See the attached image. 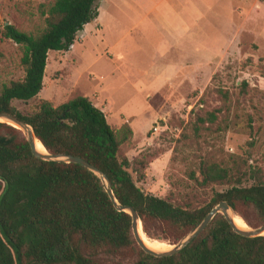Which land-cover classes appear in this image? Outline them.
I'll use <instances>...</instances> for the list:
<instances>
[{"label":"rangeland","instance_id":"obj_1","mask_svg":"<svg viewBox=\"0 0 264 264\" xmlns=\"http://www.w3.org/2000/svg\"><path fill=\"white\" fill-rule=\"evenodd\" d=\"M53 1L0 0V85L25 75L5 25L41 29L40 7ZM102 3L107 32L95 20L77 33L76 49L50 52L44 89L14 100L17 109L29 114L42 99L58 106L88 96L114 129L132 128L120 157L144 163L138 186L183 207L251 185L255 170L264 177V0H177V14L164 5L151 11L148 0H100L99 9ZM179 16L191 41L172 20ZM220 89L229 92L227 105ZM217 109V122L197 130L198 117ZM203 163L227 168L229 178L204 185Z\"/></svg>","mask_w":264,"mask_h":264},{"label":"trees","instance_id":"obj_2","mask_svg":"<svg viewBox=\"0 0 264 264\" xmlns=\"http://www.w3.org/2000/svg\"><path fill=\"white\" fill-rule=\"evenodd\" d=\"M99 2L43 4L45 26L36 31L5 25L3 37L21 47L25 75L0 85V112L32 125L50 153L80 156L102 170L118 202L138 211L152 242L178 243L222 201L251 227L263 225L264 177L258 170L249 186L234 185L215 192L204 205L183 207L138 186L145 179L144 163L120 157L132 128L125 124L114 129L88 96L58 106L42 99L29 114L13 104L41 93L50 52L74 45L77 33L99 17ZM219 92L227 105L229 92ZM221 111L199 116L197 130L217 122ZM201 175L202 183L209 185L227 180L229 170L218 163H203ZM0 264H264V236L240 235L218 213L181 252L149 254L135 239L131 214L116 208L96 173L77 163L39 159L22 130L0 122Z\"/></svg>","mask_w":264,"mask_h":264},{"label":"water","instance_id":"obj_3","mask_svg":"<svg viewBox=\"0 0 264 264\" xmlns=\"http://www.w3.org/2000/svg\"><path fill=\"white\" fill-rule=\"evenodd\" d=\"M0 122L10 124L22 130L31 146L33 154L39 159H42L45 161H53V162L77 163V164L84 165L89 170L96 173V175H98L100 179L103 181L106 191L110 195L111 199L114 201L116 208L119 211H126L129 214H131L132 229H133V234L135 236V239L138 242V244L141 246V248L149 254L162 257V256H171V255L181 252L183 249H185L191 242H193L198 237V235L211 223V221L214 219V217L218 213H221L225 216V218L228 220V222L233 227L234 231L237 232L238 234L246 236V237L264 236V224L257 228H252L248 226L247 223H246L248 226L247 229L239 227L235 222L236 216H238L235 210L232 208V206L229 203H227L226 201H222L217 206H215L194 229H192L178 243L173 245L172 248L167 249V250H161V251L154 250L153 248L148 246V244L146 243L144 239L143 233L145 235L146 233L144 232V229H143V223H142L140 214L134 207L124 206L118 202L115 196V193H114L112 182L102 170H100L98 167L94 166L93 164H91L90 162H88L87 160H85L84 158L80 156H76L72 154L50 153L47 150V148L44 146V144L37 138L33 126L27 123L26 121L18 118L15 115H12L10 113L0 112ZM38 140L41 142L42 146L44 147L45 149L44 151H41L38 148V145H37Z\"/></svg>","mask_w":264,"mask_h":264},{"label":"crops","instance_id":"obj_4","mask_svg":"<svg viewBox=\"0 0 264 264\" xmlns=\"http://www.w3.org/2000/svg\"><path fill=\"white\" fill-rule=\"evenodd\" d=\"M104 1V0H103ZM134 1V0H133ZM149 1V5H150V3L152 4V6H151V8H150V10L152 11L153 9L155 10V8H156V6L157 7H160L161 5H164L165 6V8L169 11L168 13H171L172 11H171V7H173L172 8V10H173V12H177V10L180 8V6L178 5L179 3H177V0H148ZM190 2V1H189ZM177 3V4H176ZM191 3V2H190ZM99 4H100V2H99ZM138 4V3H137ZM139 6H140V4H138ZM104 13H105V8H104V4L102 3V6L100 7V9H99V17L96 19V20H100L102 23H103V16H104ZM177 14V13H176ZM180 15V14H179ZM169 19H171V18H169ZM173 21H179V23H181L182 24V27H183V33H182V37L185 39V41H191L192 39H189V37L187 38V36H186V33H185V31H184V23H187V24H189L188 22H186L185 21V19H184V17H181V16H179V18H177V17H174V19H172ZM172 21V22H173ZM92 23V22H91ZM103 25H104V31H106L107 32V29L105 28L106 26H105V24L103 23ZM85 27H87L88 29V31H91L92 30V27H91V24H87ZM86 44H88V40L86 39L85 41H84ZM192 43V42H191ZM76 46L77 45H73V47H74V49H76ZM192 47H193V44H192ZM178 47H173L172 49H177ZM77 49H79L78 51H80V44H79V46H78V48ZM46 77V76H45Z\"/></svg>","mask_w":264,"mask_h":264},{"label":"bare ground","instance_id":"obj_5","mask_svg":"<svg viewBox=\"0 0 264 264\" xmlns=\"http://www.w3.org/2000/svg\"><path fill=\"white\" fill-rule=\"evenodd\" d=\"M37 145H38V148L41 150V151H44V147L42 146L41 142L38 140L37 141ZM235 222L236 224L241 227V228H244V229H247L248 226L247 224L238 216H236V219H235ZM143 236H144V239L146 241V243L148 244V246H150L151 248H153L154 250H158V251H161L164 249V246L160 243H157V242H152L148 239V237L143 233Z\"/></svg>","mask_w":264,"mask_h":264}]
</instances>
